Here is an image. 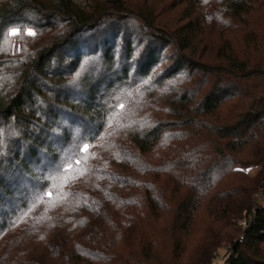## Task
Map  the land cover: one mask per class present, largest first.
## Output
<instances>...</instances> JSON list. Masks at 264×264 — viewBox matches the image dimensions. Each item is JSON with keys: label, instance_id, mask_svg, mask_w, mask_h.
<instances>
[{"label": "trees", "instance_id": "obj_1", "mask_svg": "<svg viewBox=\"0 0 264 264\" xmlns=\"http://www.w3.org/2000/svg\"><path fill=\"white\" fill-rule=\"evenodd\" d=\"M167 1L0 0V264H264V0Z\"/></svg>", "mask_w": 264, "mask_h": 264}, {"label": "rangeland", "instance_id": "obj_2", "mask_svg": "<svg viewBox=\"0 0 264 264\" xmlns=\"http://www.w3.org/2000/svg\"><path fill=\"white\" fill-rule=\"evenodd\" d=\"M164 1V4L166 5L167 4V0H163ZM161 2V0H157V3L159 4ZM157 4V5H158ZM180 9V8H179ZM165 10H167L166 11V13H165V15H166V17H168V18H170V20H172L173 18H174V16H176V12H177V10L175 11V10H171V8L170 7H168L167 9H165ZM178 17L176 16V19H177ZM178 21V20H177ZM12 32H15L16 34H17V30H13ZM171 51V50H170ZM166 65V64H165ZM261 171V166H256V167H252V168H249V169H247L246 170V172H247V174L250 176V177H255V176H257L258 175V173ZM260 193V192H259ZM262 193H264L263 191H262ZM255 199H256V196H255ZM239 218L238 217H236V218H234L233 219V222L234 223H236V224H238L239 226H241L240 224H239ZM242 227V226H241ZM226 250H227V245L225 244V245H223V248L220 250V255H219V257L213 262V264H223V260H224V256H225V254H226Z\"/></svg>", "mask_w": 264, "mask_h": 264}, {"label": "built area", "instance_id": "obj_3", "mask_svg": "<svg viewBox=\"0 0 264 264\" xmlns=\"http://www.w3.org/2000/svg\"><path fill=\"white\" fill-rule=\"evenodd\" d=\"M256 201H257L259 206L264 207V193H262V192L257 193L256 194ZM239 224L242 227H247L249 224V220L248 219L239 220Z\"/></svg>", "mask_w": 264, "mask_h": 264}, {"label": "snow or ice", "instance_id": "obj_4", "mask_svg": "<svg viewBox=\"0 0 264 264\" xmlns=\"http://www.w3.org/2000/svg\"><path fill=\"white\" fill-rule=\"evenodd\" d=\"M12 34H13V35H15L16 33H15V32H13ZM29 35H34V33H32V32H29Z\"/></svg>", "mask_w": 264, "mask_h": 264}]
</instances>
